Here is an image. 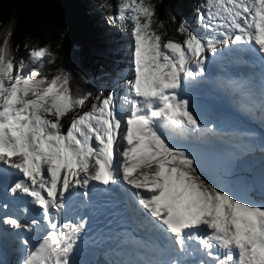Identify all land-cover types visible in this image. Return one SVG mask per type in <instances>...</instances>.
Returning a JSON list of instances; mask_svg holds the SVG:
<instances>
[{"label":"snow or ice","instance_id":"obj_1","mask_svg":"<svg viewBox=\"0 0 264 264\" xmlns=\"http://www.w3.org/2000/svg\"><path fill=\"white\" fill-rule=\"evenodd\" d=\"M102 7L133 40L120 96L115 88L74 95L68 72L43 71L50 45L25 44L17 60L11 28L0 40V166L22 174L8 190L30 197L46 225H22L12 215L2 221L41 233L34 244L21 240L27 251L20 264H75L86 220L61 217L73 197L88 201L93 182H123L134 191L141 226L158 235L167 256L143 264H264V198L207 176L168 135L200 130L181 92L205 74L218 45L257 52L264 65V0H203L196 19L205 35L181 22L182 40L158 31L164 24L155 21L152 0H103ZM259 83L264 109V71Z\"/></svg>","mask_w":264,"mask_h":264},{"label":"trees","instance_id":"obj_2","mask_svg":"<svg viewBox=\"0 0 264 264\" xmlns=\"http://www.w3.org/2000/svg\"><path fill=\"white\" fill-rule=\"evenodd\" d=\"M102 2L0 0V40L11 28L10 44L17 60L25 54V44L50 45L52 56L48 59L51 62H46L44 73L50 76L63 69L71 76L70 87L74 95L87 92L95 97L105 92L109 81L118 79L125 69L117 58L122 53V46L127 44L118 27L107 20L108 13ZM152 2L155 4V21L164 24V28L158 31L167 33L165 39H183L176 31L181 22L191 30L201 32L200 26L194 25L197 23V8L203 0ZM191 19L195 22L192 26ZM90 102L91 99L87 103Z\"/></svg>","mask_w":264,"mask_h":264},{"label":"rangeland","instance_id":"obj_3","mask_svg":"<svg viewBox=\"0 0 264 264\" xmlns=\"http://www.w3.org/2000/svg\"><path fill=\"white\" fill-rule=\"evenodd\" d=\"M189 22L191 26L195 23L192 19ZM197 26H199L198 23L194 25V27ZM118 29L126 39L127 44L120 49V53H122L118 54L120 57L117 58V62L121 63V66L125 69L120 73L121 77L117 82L116 79L113 82L108 80V89L103 92L105 95L113 88L116 89L117 96L122 95V89L118 85L122 78L131 72L133 40L128 32L123 31L119 27ZM201 30V32H196L201 36L202 34L205 35L204 30L202 28ZM190 102L192 110L200 118V130L198 134H191L190 132L179 135V137H184L186 143L197 142L200 144H197V147H188V151L193 153L197 160L199 158L201 169L207 176H210L218 183L222 182L230 187L238 188L250 197L243 168L255 155L264 154V130L261 127L252 125L254 120L249 122L245 121V119H234L229 114L231 110L228 112L227 109L223 108L225 106H221L223 104L221 101H219L220 105H216L212 98L209 101H198L195 98L190 100ZM90 105L91 102L87 103L84 110H87ZM79 111L81 110L76 109V112ZM186 143L181 146L186 147Z\"/></svg>","mask_w":264,"mask_h":264},{"label":"bare ground","instance_id":"obj_4","mask_svg":"<svg viewBox=\"0 0 264 264\" xmlns=\"http://www.w3.org/2000/svg\"><path fill=\"white\" fill-rule=\"evenodd\" d=\"M122 55H124V54H122ZM214 83L215 84H213V83L208 84V87H210L211 89L216 88L217 93H219L218 94L219 96H224L225 98H228L231 102V98L228 97L229 96L228 94L233 93L235 88L232 87V88L228 89L222 83L220 85H218V80H214ZM203 94L206 95L207 98L209 97L208 92H203ZM192 99H195V97L191 98L190 100H192ZM192 103H194V102H192ZM229 114H230V116H232L234 119H237V120L238 119L243 120L241 115H245L246 119L249 122H251V121L253 122L254 117H255L251 112L246 111L240 107L232 108L231 113H229ZM259 115L262 116L258 112V116ZM254 123H255V120H254ZM192 133L198 134V132H196V131L191 132V134ZM184 143H186L185 138H180V137L176 136V143H175L176 145L181 146ZM195 144H196V146H194ZM197 144H198L197 142L186 143L185 144L186 147H184V146H181V147L186 148L188 150V147L189 148L190 147H197L198 145H200V144H198V145ZM197 161L199 162V158ZM0 169H3L2 171H5L7 173L12 171L11 169H6L4 166H0ZM243 174L245 176V181L247 184V190L250 192L249 198L252 200H255V201L256 200L260 201L262 198H264V154H257L254 156L253 159L249 160L243 168ZM1 179H2V177H0V180ZM14 182H16V181H14ZM17 247H19V244H17ZM0 264H4V263L0 262ZM10 264H15V261H13V262L10 261Z\"/></svg>","mask_w":264,"mask_h":264}]
</instances>
